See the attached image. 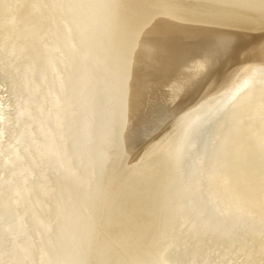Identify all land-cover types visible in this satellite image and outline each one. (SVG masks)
<instances>
[{
	"label": "water",
	"instance_id": "obj_1",
	"mask_svg": "<svg viewBox=\"0 0 264 264\" xmlns=\"http://www.w3.org/2000/svg\"><path fill=\"white\" fill-rule=\"evenodd\" d=\"M0 264H264V0H0Z\"/></svg>",
	"mask_w": 264,
	"mask_h": 264
}]
</instances>
